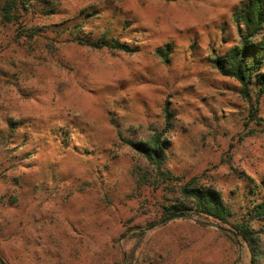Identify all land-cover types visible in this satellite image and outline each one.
I'll return each mask as SVG.
<instances>
[{
  "label": "rangeland",
  "instance_id": "rangeland-1",
  "mask_svg": "<svg viewBox=\"0 0 264 264\" xmlns=\"http://www.w3.org/2000/svg\"><path fill=\"white\" fill-rule=\"evenodd\" d=\"M246 2L17 0L6 23L0 0L7 264H264L192 214L158 225L189 204L179 191L192 180L223 196L233 223L264 198V96L254 86L244 100L213 64ZM103 41L128 49L86 45ZM163 131L160 169L125 143Z\"/></svg>",
  "mask_w": 264,
  "mask_h": 264
},
{
  "label": "trees",
  "instance_id": "trees-1",
  "mask_svg": "<svg viewBox=\"0 0 264 264\" xmlns=\"http://www.w3.org/2000/svg\"><path fill=\"white\" fill-rule=\"evenodd\" d=\"M16 10L17 0H4V5L1 9L3 21L6 23L16 21ZM233 19L238 27V41L227 51L225 56L215 57L213 64L222 77L237 80L241 86V97L244 100L249 101L251 99L254 86L257 88V97H263L264 0H247L243 7L234 14ZM86 45L94 48L128 49L127 45H121L117 42L111 44L107 41L98 44L88 42ZM166 112V131H168L171 129L173 115L168 107L166 108ZM166 131L154 134L148 141H125V143L140 153L149 164L160 169L164 162L166 149L169 146L168 139L164 138ZM262 186H264V178ZM179 193L189 204L187 205L184 201L173 205L175 214H192L196 217L198 225L207 226V224H214L229 228L237 234V240L229 232L218 231L228 237L237 246H239L238 241H240L241 246L239 247L247 248L252 256L254 254L257 255V253L264 254L260 248L261 243L259 240L260 235L264 234V228L259 230L254 229V221L261 222L264 220V198L261 199L259 204L252 207L251 214L254 212L252 217H249L247 220L242 218L238 223H233L234 212L219 192L209 187H201L192 180L183 184L180 187ZM192 215L190 218L185 219L191 220L193 218ZM136 249L137 245L127 253L126 259L128 261L131 262L134 259ZM0 259H3L1 254ZM252 261L253 264H257L255 258H252Z\"/></svg>",
  "mask_w": 264,
  "mask_h": 264
},
{
  "label": "water",
  "instance_id": "water-1",
  "mask_svg": "<svg viewBox=\"0 0 264 264\" xmlns=\"http://www.w3.org/2000/svg\"><path fill=\"white\" fill-rule=\"evenodd\" d=\"M190 217H191V215H187L186 213H176V214H172V215L168 216L165 219H162V221L159 222L158 225H163V224L165 225L166 223L171 222V221L176 220V219H182V218H186L187 219V218H190ZM207 226H209L211 228H215V229L220 230V231L229 232V234L233 235L236 240L238 239L237 234L234 233L229 228H224V227H221V226H218V225H214V224H207ZM238 243H239V246H241V242L238 241ZM0 262H1V264H6L3 259H0Z\"/></svg>",
  "mask_w": 264,
  "mask_h": 264
}]
</instances>
